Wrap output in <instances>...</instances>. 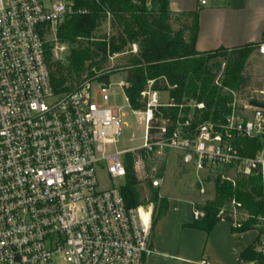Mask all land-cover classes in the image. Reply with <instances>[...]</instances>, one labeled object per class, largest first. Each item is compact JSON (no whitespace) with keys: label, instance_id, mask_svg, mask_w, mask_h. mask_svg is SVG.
I'll return each mask as SVG.
<instances>
[{"label":"built area","instance_id":"2783aa9c","mask_svg":"<svg viewBox=\"0 0 264 264\" xmlns=\"http://www.w3.org/2000/svg\"><path fill=\"white\" fill-rule=\"evenodd\" d=\"M85 13L74 0H0V264H145L151 205L128 210L119 188H99L97 178L101 170L110 181H122L126 155L137 180L153 188L159 181L145 171L144 157L170 150L187 155L197 173L219 168L247 178L259 171L264 181V147L248 159L235 146L264 138V107L249 105L264 104V74L260 89L240 109L233 99L221 123L193 117L190 110H202V103L179 106L180 119L168 135L166 122L153 120L158 92L147 89L145 111L134 112L143 116L141 147L109 154L123 125V115L104 106L110 85L90 80L56 95L45 58L48 35L58 45L57 27ZM255 52L264 57V43Z\"/></svg>","mask_w":264,"mask_h":264},{"label":"trees","instance_id":"16d2710c","mask_svg":"<svg viewBox=\"0 0 264 264\" xmlns=\"http://www.w3.org/2000/svg\"><path fill=\"white\" fill-rule=\"evenodd\" d=\"M74 7L86 13L64 19L56 29V42L68 48L65 60L55 61L52 47L45 45L50 84L56 95L74 91L90 80L109 86V77L119 71L125 74L123 94L133 112L145 111L141 94L147 89L168 93L173 106L153 110V120H158L155 125L166 122L168 135L180 119L181 105L202 103V110H190L194 118L199 122H223L231 111L232 93L247 84L245 64L257 45L198 53V10L172 13L169 0H151L149 6L146 0H74ZM104 23L112 33L95 37ZM133 46L135 54L130 50ZM127 54L116 71H100L108 58ZM221 61L225 63L223 69ZM154 133V129L149 130V134ZM235 146L242 157L253 159L264 147V138L241 139ZM124 166L125 177L119 185L124 205L129 210L153 204L151 233L167 212L168 199L150 182L145 183L147 201L141 199L130 155H126ZM232 201L240 205L236 214L229 209ZM197 209L202 216L194 220L193 229L209 233L223 221L232 234L256 231L257 238L239 254L237 264H264V181L259 171L240 179L234 187L216 179L213 200Z\"/></svg>","mask_w":264,"mask_h":264},{"label":"crops","instance_id":"0c3cea01","mask_svg":"<svg viewBox=\"0 0 264 264\" xmlns=\"http://www.w3.org/2000/svg\"><path fill=\"white\" fill-rule=\"evenodd\" d=\"M150 1L146 0L148 6ZM169 10L199 11L195 42L198 53L264 43V0H226L223 5L210 6L207 2L200 6L198 0H169ZM162 93L168 101L160 106H165L169 97L168 93ZM165 152L181 155L194 169L182 152ZM161 179L157 178L159 184ZM193 213L191 202L168 198L167 212L150 233L151 252L145 264H237L239 254L257 238L256 231L232 234L223 221L216 223L209 233L193 229L191 225L196 220Z\"/></svg>","mask_w":264,"mask_h":264},{"label":"rangeland","instance_id":"374dc122","mask_svg":"<svg viewBox=\"0 0 264 264\" xmlns=\"http://www.w3.org/2000/svg\"><path fill=\"white\" fill-rule=\"evenodd\" d=\"M207 5H223L226 0H205ZM112 31L109 29L108 24L104 23L99 29L95 37L102 35H110ZM46 45L52 47L53 59L55 61L63 62L67 56L68 48L63 52L57 51V46L53 41V35L49 34L46 38ZM131 53H136V47L130 48ZM129 54L125 56H113L108 58L107 63L101 65L100 71L104 72L108 69H119L123 65L124 60ZM222 62V61H221ZM225 63H221V69H223ZM262 74H264V57H260L257 53H253L244 68V76L247 78V84L237 93H232V97L235 100V106L240 109L241 105L253 95V93L260 89ZM123 82L124 77L121 72L117 71L114 75L109 77V88L107 92L108 101L105 103V107L116 109L123 115V125L121 127V134L118 141L106 148L109 154L115 152L129 151L141 147L143 143V116L134 113L125 101L123 94ZM93 86H96L93 83ZM168 101L167 95L160 93L158 96V105L166 104ZM126 156L122 157L125 160ZM145 171L150 175L160 180V186L156 187L160 190L161 195L165 198L182 199L189 201L193 204L194 210L198 213V207H203L209 204L214 197V183L215 180H219L220 183H226L221 179V174L230 177L235 183H237L242 177L236 174L234 170H221L213 169L211 172L197 173L192 169V166L187 165L182 156L174 153H164L160 157L146 156L145 155ZM97 178L99 180V188H105L107 186H117L122 181H110L103 171L97 172ZM141 188V199L147 201L149 195L145 186V182L139 181ZM234 187L233 185H231ZM203 190V193L201 192ZM151 205L153 213V204ZM230 211L233 214L238 212L237 207L230 206ZM202 216V214H200ZM236 221L238 219L234 217ZM234 227H238L234 224Z\"/></svg>","mask_w":264,"mask_h":264},{"label":"water","instance_id":"95a60500","mask_svg":"<svg viewBox=\"0 0 264 264\" xmlns=\"http://www.w3.org/2000/svg\"><path fill=\"white\" fill-rule=\"evenodd\" d=\"M249 105H250V106H253V107H259V108L264 107V104H262V103H257V102H250Z\"/></svg>","mask_w":264,"mask_h":264}]
</instances>
